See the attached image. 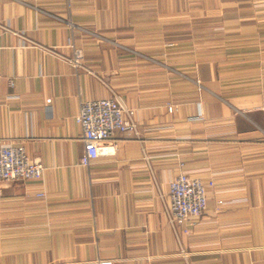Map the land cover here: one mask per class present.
Instances as JSON below:
<instances>
[{
    "label": "crops",
    "instance_id": "obj_1",
    "mask_svg": "<svg viewBox=\"0 0 264 264\" xmlns=\"http://www.w3.org/2000/svg\"><path fill=\"white\" fill-rule=\"evenodd\" d=\"M101 99L137 133L86 167L76 116ZM0 143L44 166L0 187V264H264V0H0ZM182 171L216 185L171 227Z\"/></svg>",
    "mask_w": 264,
    "mask_h": 264
},
{
    "label": "built area",
    "instance_id": "obj_2",
    "mask_svg": "<svg viewBox=\"0 0 264 264\" xmlns=\"http://www.w3.org/2000/svg\"><path fill=\"white\" fill-rule=\"evenodd\" d=\"M68 25L73 26L71 22ZM81 42L70 37L67 47L73 51L72 57H65L73 67L80 68L84 58ZM47 104L51 103L48 99ZM169 112L173 106L168 107ZM136 110L124 105L118 99L85 100L81 102L76 122L82 129L84 150L81 165L90 166L101 156L106 155L105 143L114 139L117 133L128 131L137 133ZM202 118L201 116L196 117ZM163 164V162L159 163ZM183 166V165H181ZM44 166L32 161L23 145L0 143V187L12 182L40 181ZM213 178L191 177L182 171L169 183L170 207L167 212L169 226H187L191 220L203 216L208 205L207 190L214 187ZM37 196H45L38 192ZM222 204V201H219ZM185 232L188 233L186 229ZM97 264H113L112 261L100 260Z\"/></svg>",
    "mask_w": 264,
    "mask_h": 264
}]
</instances>
